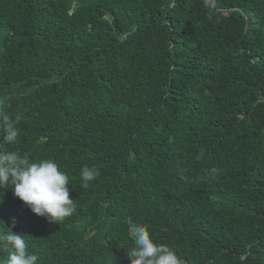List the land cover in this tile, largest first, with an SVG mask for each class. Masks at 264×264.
<instances>
[{
  "label": "trees",
  "instance_id": "1",
  "mask_svg": "<svg viewBox=\"0 0 264 264\" xmlns=\"http://www.w3.org/2000/svg\"><path fill=\"white\" fill-rule=\"evenodd\" d=\"M212 2L0 0V147L56 161L77 206L0 188L37 264H131L129 218L183 264H264V0Z\"/></svg>",
  "mask_w": 264,
  "mask_h": 264
},
{
  "label": "clouds",
  "instance_id": "2",
  "mask_svg": "<svg viewBox=\"0 0 264 264\" xmlns=\"http://www.w3.org/2000/svg\"><path fill=\"white\" fill-rule=\"evenodd\" d=\"M205 7L212 9V0H205ZM19 118H10L0 113V128L3 137L0 143L15 144L20 135L17 127ZM216 168L207 171L215 178ZM99 175L96 167L84 166L81 169L82 188H87ZM69 179L53 159L34 162L26 154L18 151H4L0 147V188L12 189L13 195L37 216L52 223L60 224L76 211L75 200L70 197ZM3 198L0 197V203ZM15 221H13V225ZM0 232V248L7 251V259L2 264H37L38 256L31 253L25 235L16 234L7 228ZM127 235L133 242L130 252L131 264H183L182 258L169 246L154 242L144 224L131 218L127 221Z\"/></svg>",
  "mask_w": 264,
  "mask_h": 264
}]
</instances>
